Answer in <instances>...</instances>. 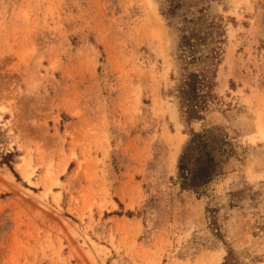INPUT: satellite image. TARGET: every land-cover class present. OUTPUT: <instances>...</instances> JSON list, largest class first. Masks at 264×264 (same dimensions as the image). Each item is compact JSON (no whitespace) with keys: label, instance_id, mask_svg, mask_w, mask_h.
I'll return each mask as SVG.
<instances>
[{"label":"rangeland","instance_id":"obj_1","mask_svg":"<svg viewBox=\"0 0 264 264\" xmlns=\"http://www.w3.org/2000/svg\"><path fill=\"white\" fill-rule=\"evenodd\" d=\"M189 72L209 82L198 119ZM193 132L218 146L197 190ZM228 257L264 264V0H0V264Z\"/></svg>","mask_w":264,"mask_h":264},{"label":"trees","instance_id":"obj_2","mask_svg":"<svg viewBox=\"0 0 264 264\" xmlns=\"http://www.w3.org/2000/svg\"><path fill=\"white\" fill-rule=\"evenodd\" d=\"M195 31L185 32L183 28V36L181 38L179 47L187 52H190L187 57L191 58V62L203 60V55L196 56L200 52L199 46L205 41L201 36L203 27L199 26ZM208 36V35H207ZM213 56L217 57L218 51L213 50ZM209 56H206L207 58ZM207 82V84H206ZM209 82L206 76H201L199 73L189 72L185 74L179 86V98L181 106L185 110L188 118L198 119L200 116V109L203 106L202 90ZM216 136L208 132L199 133L193 132L189 143L179 159V176L183 188L197 190L202 186L208 184L219 172V162L215 158L214 152L218 151V146L214 142ZM9 156L8 154L3 158ZM224 264H236L233 258L228 257Z\"/></svg>","mask_w":264,"mask_h":264}]
</instances>
